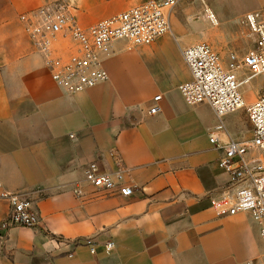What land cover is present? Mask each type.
Returning a JSON list of instances; mask_svg holds the SVG:
<instances>
[{"label": "crops", "instance_id": "obj_1", "mask_svg": "<svg viewBox=\"0 0 264 264\" xmlns=\"http://www.w3.org/2000/svg\"><path fill=\"white\" fill-rule=\"evenodd\" d=\"M148 1L0 0V195L29 198L40 217L35 228L4 227L11 203L0 197V264L264 263L258 225L243 214L221 218L211 203L230 180L210 142L216 114L187 104L179 89L191 80L183 50L215 38L196 20L210 3L222 20L210 27L237 37L264 0H179L169 34L139 47L114 43L109 80L74 95L52 80L21 21L64 2L90 28ZM242 5L250 7L233 22L229 10ZM225 122L236 137L242 115ZM94 162L105 173L123 168L134 195L87 185Z\"/></svg>", "mask_w": 264, "mask_h": 264}, {"label": "built area", "instance_id": "obj_2", "mask_svg": "<svg viewBox=\"0 0 264 264\" xmlns=\"http://www.w3.org/2000/svg\"><path fill=\"white\" fill-rule=\"evenodd\" d=\"M178 3L179 0H150L93 27L83 28L77 23L70 5L55 2L22 15L21 21L42 55L52 80L74 95L109 80L104 63L112 55L114 43L127 41L139 47L169 34L171 13ZM202 16L209 25H219L211 9L206 8ZM245 24L256 36V47L242 58L232 54L228 64L208 43L183 50L191 80L179 89L187 104H209L218 119L210 142L223 152L219 168L230 180L217 196L211 198L213 209L221 218L248 215L258 225L264 242V94L247 104L242 93V88L253 78L264 76V12L247 14ZM161 98L157 96L154 100L158 102ZM243 110L252 127L250 139L236 138L225 122L226 117ZM160 111L159 106L151 109L153 114ZM84 173L85 183L99 192H117L123 197H132L135 193L134 187L126 184L123 168L105 173L94 162ZM75 193L78 197L84 196L82 187H76ZM0 197L11 203L4 227L39 226V214L29 198L10 193H2ZM88 243L91 253L95 254L94 244ZM105 249L112 254L115 243L108 242Z\"/></svg>", "mask_w": 264, "mask_h": 264}, {"label": "rangeland", "instance_id": "obj_3", "mask_svg": "<svg viewBox=\"0 0 264 264\" xmlns=\"http://www.w3.org/2000/svg\"><path fill=\"white\" fill-rule=\"evenodd\" d=\"M210 7L212 11L215 13L216 17L220 22H222L220 17V11L216 8L214 4L210 3ZM250 7V5H242L236 6L229 10L230 18H232L233 22H237L238 18L242 14L246 8ZM264 8V5L261 9ZM263 12V11H262ZM202 19H201V18ZM197 22L201 24L200 28L204 31H209L208 34L211 36H215L214 40L211 42H207L211 45L220 55L222 61L225 64L230 62L231 55L234 54L239 58H242L245 54H247L250 50H253L256 47V36L252 33L249 27L246 26V31H241L239 36H235V34L225 33L222 31L225 27L224 24H221V27L218 30L216 28L218 26H211L206 21L203 20V16H198ZM209 25V26H208ZM211 26V27H210ZM220 30V31H219ZM217 32H223V34H217ZM242 93L246 97L247 104L252 103L258 96L264 94V76H257L250 81L249 85H246L242 88ZM238 115H242V124L238 126L235 135L236 137L250 139L252 136V127L248 120V115L245 110L241 112H237Z\"/></svg>", "mask_w": 264, "mask_h": 264}]
</instances>
